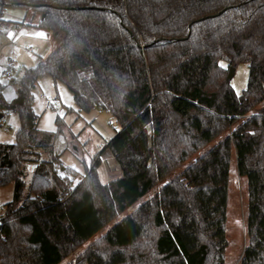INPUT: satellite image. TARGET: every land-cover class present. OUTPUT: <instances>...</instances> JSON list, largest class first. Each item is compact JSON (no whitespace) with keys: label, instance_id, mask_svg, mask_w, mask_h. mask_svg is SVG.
<instances>
[{"label":"trees","instance_id":"1","mask_svg":"<svg viewBox=\"0 0 264 264\" xmlns=\"http://www.w3.org/2000/svg\"><path fill=\"white\" fill-rule=\"evenodd\" d=\"M10 7L44 16L61 44L25 70L11 103L0 83V127L7 111L20 119L16 142L0 143V188L14 186L0 264H61L146 197L68 264H225L234 159L248 195L241 264H264V107L250 116L264 104V0H0ZM239 64L250 68L240 96ZM46 75L80 112L120 124L106 145L120 178L102 183L98 160L74 186L58 166L56 134L33 108Z\"/></svg>","mask_w":264,"mask_h":264},{"label":"rangeland","instance_id":"2","mask_svg":"<svg viewBox=\"0 0 264 264\" xmlns=\"http://www.w3.org/2000/svg\"><path fill=\"white\" fill-rule=\"evenodd\" d=\"M5 9L7 15L4 20L31 23V15L27 14V11L23 7H10ZM2 23L3 21L0 20V24ZM33 29L32 34L22 32L11 40L9 37L6 38L5 30L0 27V42L5 45L2 55H0V66L3 65L1 64L3 60H8L10 57L15 59L18 65L14 72V82H7L0 75V83L3 85L7 94L17 90L18 84L22 80L27 68L35 66L36 60L43 61L41 58L44 53H42V49L39 47V44H42V39L38 35L39 33L45 35L47 31L42 28L33 27ZM43 40L45 39L43 38ZM55 41L57 45L54 51L61 44L60 41L56 39ZM31 46L34 47L36 59L29 57L26 52V49ZM221 64L226 65L227 68L226 62L222 61L220 62ZM249 74L250 68L248 64H239L235 68V72L230 78V83L237 95H242L243 91L246 90L249 82ZM32 94L34 97V111L40 116L38 129L41 132L56 134L54 150L57 154L61 155V162L58 166L62 165L65 169H69L67 174L74 186L81 182L86 175V170L91 168L98 160L100 162L97 170L102 183L107 184L122 176L119 164L110 151L106 149L107 143L121 129L120 124L110 113L98 109H93L89 113L80 112L74 102L72 93L67 87L63 84H55L53 79L48 75L43 76L38 81ZM55 100L59 101V105L52 111L48 108V105ZM262 107H264V104L257 107L250 113V116L256 114ZM19 128V115L12 111L10 117L7 119V125L0 127V143L14 144ZM216 143V141L213 142L203 152L212 148ZM40 153H42L41 156L43 159L49 158L47 153L41 151ZM202 153L197 154L187 162L185 167L193 163ZM35 170L36 163H28L26 168L27 186L30 184ZM231 179L232 183L226 225L228 246L225 254V264H241L243 251L247 244L245 216L248 195L244 179L238 175L235 159L233 160L231 168ZM13 196V185L0 188V217L4 211V206L13 200ZM147 198L142 199L135 206L118 216L115 221L105 227L91 240L83 244L61 264H68L74 261L82 251L104 236L117 222L132 213Z\"/></svg>","mask_w":264,"mask_h":264},{"label":"crops","instance_id":"3","mask_svg":"<svg viewBox=\"0 0 264 264\" xmlns=\"http://www.w3.org/2000/svg\"><path fill=\"white\" fill-rule=\"evenodd\" d=\"M25 10L27 11V14L31 15V23H26L24 21H22V23H20V22H11V21L4 20V18L7 15V11H6V9H4V13L0 17V20L3 21V23L0 24V27H1V29L5 30L4 32L6 33V38L9 37L11 40H13L14 38H16L18 36L19 33L26 32L27 34H32V32L34 31L33 27L34 28H40L38 26V24H39V21L42 19V16L40 14H38V13H35L33 10H27V9H25ZM38 36H40L41 39H42V44H39V47H40V49H42V53H44V55L42 56L41 59L45 60L54 51L57 43H55L56 42L55 38L48 31L45 33V35H42V33H39ZM43 38L45 40H43ZM41 39H40V41H41ZM29 48L33 49V53H28V49ZM29 48L26 49L27 54L32 59H36L37 57H36V54L34 52V47L31 46ZM4 49H5V45L2 42H0V55H2ZM7 61L8 60H3V62L1 63V64H3L2 66H0V75L1 76H2V74L4 72V70H5L4 67L7 66ZM40 61L41 60H36V65ZM4 64H6V65H4ZM17 66L18 65H16V67L14 69V72L16 71ZM3 94H4V97H5V100L8 103H11L17 97V90L7 94L5 92V89H4L3 90ZM3 213H4V211H3ZM3 213H2V215H3Z\"/></svg>","mask_w":264,"mask_h":264},{"label":"built area","instance_id":"4","mask_svg":"<svg viewBox=\"0 0 264 264\" xmlns=\"http://www.w3.org/2000/svg\"><path fill=\"white\" fill-rule=\"evenodd\" d=\"M4 13V9L0 10V17L3 15ZM28 53H33V49L29 48L28 49ZM17 65V62L15 59L13 58H9L7 61V66L2 74V77H4V79L7 82H13L14 81V69ZM59 105V101L55 100L53 103H50L48 105V108L52 111L55 110V108ZM12 111H7L3 114V117L1 119V126H5L7 125V119L10 117Z\"/></svg>","mask_w":264,"mask_h":264},{"label":"water","instance_id":"5","mask_svg":"<svg viewBox=\"0 0 264 264\" xmlns=\"http://www.w3.org/2000/svg\"><path fill=\"white\" fill-rule=\"evenodd\" d=\"M44 18V16H42V19ZM235 72V69L232 68L231 71H230V75H229V79L231 78V76L234 74Z\"/></svg>","mask_w":264,"mask_h":264},{"label":"snow or ice","instance_id":"6","mask_svg":"<svg viewBox=\"0 0 264 264\" xmlns=\"http://www.w3.org/2000/svg\"><path fill=\"white\" fill-rule=\"evenodd\" d=\"M221 67L226 68V65L221 64Z\"/></svg>","mask_w":264,"mask_h":264}]
</instances>
